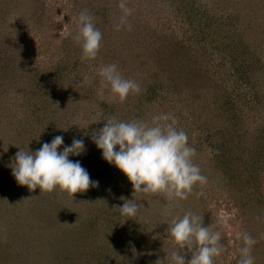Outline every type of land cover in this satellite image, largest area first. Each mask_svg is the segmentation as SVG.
Returning a JSON list of instances; mask_svg holds the SVG:
<instances>
[{
	"label": "trees",
	"instance_id": "1",
	"mask_svg": "<svg viewBox=\"0 0 264 264\" xmlns=\"http://www.w3.org/2000/svg\"><path fill=\"white\" fill-rule=\"evenodd\" d=\"M77 4H80L76 9L78 15L86 10L93 15L96 28H103L97 58L82 63L81 48L66 56L63 51L68 52L70 48H63L62 59L27 68L26 72H21V77L17 74L9 86L13 81L21 85L19 90L24 99L3 100L0 97V119H5V109L18 108L32 99L26 104V115L22 117L21 128L25 130L13 131L16 151L32 142L42 147L55 136H63L65 143L62 146L71 145L74 138L83 139L85 152L69 159L79 161L91 180L98 181V186L76 193L75 200L58 190L41 195L39 188L31 192L27 186L17 183L11 164L4 167V174L0 163V227L15 242L12 249L6 248L0 261L6 260L5 264H8L9 256L12 264H120V258L127 259L125 254L115 253V243L107 237L111 235L107 234L108 225L120 224L126 230L127 221L119 209L110 212L116 219L111 224L105 217L108 210L105 203L115 201L117 207H122L124 200L121 198H134L133 187L124 173L102 158V151L91 139V134L112 116L124 121L151 120L159 114L175 117L176 127L187 133L189 145L196 149L195 156L204 159L209 166V174L213 175L216 170L225 186H230L231 191L235 187L239 191L238 200L245 196L244 192H251L247 201L260 204L257 208L264 211L263 199L256 200L264 188V56L261 48L258 50L257 45H250L234 23H229L226 28L219 23L212 30L205 27L196 38L143 34L145 42L141 46L136 27L128 28L120 40L117 38L114 25L110 23L112 19L107 16L113 11L98 3L99 6L94 7L98 6L97 11L89 12L84 4L73 2V5ZM98 14L101 18H96ZM131 15L133 17L132 10ZM129 23L132 21L128 20L126 26ZM109 30L112 33H106ZM119 45L130 48L133 55L135 49L144 53L140 60L132 64L126 62V66L118 68L124 78L136 81L141 89L138 94H130L124 103L105 96L109 90L102 88L98 70L93 67V62L101 63L102 56L116 64L121 54ZM128 56L127 53L126 58ZM9 64L1 63L2 83L5 82L3 70ZM124 70H127L126 76ZM93 74L95 78H91ZM5 90L9 91L7 86ZM82 100L94 102L93 112L81 114ZM74 118L81 121L75 122L76 135H71L60 125L66 126ZM27 122L30 128L26 126ZM198 191L200 188L196 185L189 195H193L194 206L199 205L198 196L206 197V194L198 195ZM253 195L256 198L252 199ZM142 197L143 194H136L137 204ZM106 220V228H101ZM152 221L145 218L143 224L138 225L139 244L143 243L139 242L140 238L145 241L151 238ZM261 221V217L257 219L258 223ZM118 238V246H134L130 245L127 236L122 240ZM129 250L134 252L133 248ZM110 253H115L116 258L110 257ZM148 254L149 250L138 249V264H151L140 258ZM165 264L171 263L166 261Z\"/></svg>",
	"mask_w": 264,
	"mask_h": 264
},
{
	"label": "rangeland",
	"instance_id": "2",
	"mask_svg": "<svg viewBox=\"0 0 264 264\" xmlns=\"http://www.w3.org/2000/svg\"><path fill=\"white\" fill-rule=\"evenodd\" d=\"M74 1L84 4V8H87L89 12H96V8L99 6L98 3L102 4L108 11H113L107 13V16L112 19L110 23L114 25L113 32H115L114 34L117 35L119 40L121 34L124 37L126 35V30L129 28L126 26L128 20L132 21V24L129 23L131 27L138 29L135 32L137 33L138 31V38L142 42L141 46L145 42L143 34L154 33L155 36L178 35L179 38L181 36L196 38L199 36L197 34L200 33V29L204 28L205 30V27L212 30L219 23L225 28L229 23H234L235 26L237 24V27H239L244 39L250 45H257V49L261 48L262 52H259L264 56V0H125L126 6L133 11V17H131V14L127 16L126 21L122 25L121 17L123 12L119 8L120 0H10L9 3H6L5 0H0V66L1 63H10L3 70L5 74L2 77H4L5 82L3 81L2 83V79L0 80L2 84H0V97L3 100L14 99L15 97L19 101L24 99L22 91L19 90L21 85L13 81L9 86V83L11 80H15L17 74L21 77V72L27 68L47 64L53 60L57 61L59 58L62 59L64 57L63 48L65 50L70 48L68 52L63 51L65 56L71 55L75 49L81 48L70 35L77 30L76 15H78L77 12L79 10L76 12V9L80 5H73ZM95 5L98 6L94 8ZM100 16L98 14L96 18H101ZM117 25H121L119 30H117ZM107 27V24H105L104 29L107 30ZM97 28L101 32L103 31L102 27ZM106 33H112V31L109 30ZM119 46L121 54L118 56L119 60L116 63L118 68L122 69V66H126L127 63L132 64L133 61L140 60L144 55L138 49H135V55H133L130 53V48L128 50V48ZM127 53L130 59H127L129 56L126 58ZM100 58L99 61L101 63L93 62V67L96 70H99V67H102L103 64H111V61L105 56ZM129 71L131 72V70ZM130 72L128 74H131ZM124 73L126 76L127 70H124ZM91 78H95L94 74ZM99 79L101 78L99 77ZM19 83L22 84V81ZM6 86L9 89L8 92L5 90ZM104 94L106 97L111 96L109 91ZM31 100H27L23 106L18 108L5 109V119H0V163L3 165L1 170L4 174L6 172L4 167L14 162V157L18 152V149L16 151L15 141H12L15 134V132L13 134V131L20 133L18 130H25L21 128V124L24 122L22 117L23 114L26 115V104ZM80 110L81 114L88 111L93 112L94 102L82 100ZM3 111L4 109H2ZM249 112L251 114V110ZM74 120L71 119L66 126L60 125V128L70 131L71 135H76L73 127L77 126L75 122H78L79 118H74ZM26 126L30 128L28 122ZM31 145H34V149H31ZM24 146L25 148L21 146L20 149L26 152L30 150L35 152L41 147L33 142ZM63 147L61 146L60 149H63ZM12 151L15 153H12ZM59 151L62 152V150ZM193 160L200 167L202 175L207 177L205 185H197L200 188L198 192L206 194L204 198L200 196L196 198V201H199L198 206H194L193 195L188 197L187 200L168 201L163 194L148 196L143 194L141 201L138 202L137 215L130 219L123 216L127 221L125 230L120 227V224L116 226L106 225L108 219L111 224L116 221L115 217H113L115 215L112 216L110 212L119 211V208L115 201L111 204L105 203V207H108L107 212H105L107 220L101 228H104V226L106 228L107 226V234L111 233V235L107 236L108 239L112 242L114 241L115 245H117L120 242L118 237L122 240L127 236V240H130V245L134 244L133 247L128 248H125V245V249L117 245L118 251L114 245L115 253L118 252L119 256L124 254V256H127V259L120 258V264H138V249H142L145 252L149 250L147 256L140 257L141 260H148L153 264L157 259H166L168 254L169 259L167 261L172 264L171 252L175 249L167 229L174 218H182L188 211L196 213L200 217L203 216L201 221L204 226H211L213 231L221 233L219 243L223 246V250L220 256L214 258V264H238L240 258L239 249L243 247L242 239L238 238L241 233H247L256 240L252 247V256L255 258V264H264V211H259L261 210L260 204H255L250 200L247 201L246 198L252 196L251 192L248 191L244 192L245 196L241 200H238L239 191L234 189L235 187L231 191L229 189L230 186L229 188L225 186L216 170L213 175H210L209 166L204 159L195 156ZM117 180L119 181L120 179ZM255 195H253L252 199L256 198ZM259 198L264 201V188L256 200H259ZM110 205H113V207ZM257 206L260 207L257 208ZM260 217L262 223L257 222ZM145 218L153 220V226L149 228L153 230L151 238L147 241L140 238L142 237L141 235L139 237L141 241L139 242L143 243L139 244L138 225H142V221ZM131 230H133V233H131ZM129 234H133V236ZM8 235L0 227V257H3V253L7 252L6 248L12 249L15 243L11 241L12 237ZM132 239L135 241L131 242ZM129 248H133L134 252L131 253ZM115 253L113 254L115 255ZM113 254L110 257L116 258ZM185 259H191V253L187 252V249H185ZM5 261H0V264H5ZM9 263L12 264V259L8 256Z\"/></svg>",
	"mask_w": 264,
	"mask_h": 264
},
{
	"label": "clouds",
	"instance_id": "3",
	"mask_svg": "<svg viewBox=\"0 0 264 264\" xmlns=\"http://www.w3.org/2000/svg\"><path fill=\"white\" fill-rule=\"evenodd\" d=\"M122 10L121 25L131 14L125 0H120ZM121 25H117V30ZM129 30L131 25L128 26ZM81 47V62L94 61L99 53L102 33L93 23V17L85 10L77 17V30L70 34ZM98 76L102 88H107L114 101L124 103L130 94H138L139 84L124 78L115 63L99 68ZM84 82H87L85 77ZM175 117L169 114L154 115L151 120H119L108 118L104 126L91 134L96 147L102 151V158L126 175L133 187V199L124 200L118 207L120 214L133 218L139 205L136 194H163L168 201L187 200L196 185H205L207 177L194 163L196 149L188 143V135L176 127ZM63 136H55L50 143H43L35 152L19 150L10 165L12 175L21 186L29 191L40 189L41 195L59 191L75 200L76 193H84L90 187L98 186L92 181L87 170L79 161L70 156H80L85 152L83 139H73L71 145L63 147ZM40 195V196H41ZM203 195V193H198ZM174 249L172 264H214V258L221 255V233L204 226L201 217L188 211L183 217L174 218L169 224ZM243 247L239 249L238 264H255L252 247L256 240L247 233H241ZM185 249L191 259H185ZM169 259H157L153 264H164Z\"/></svg>",
	"mask_w": 264,
	"mask_h": 264
}]
</instances>
